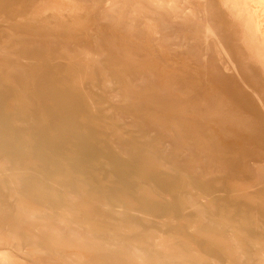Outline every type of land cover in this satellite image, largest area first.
<instances>
[{
	"label": "rangeland",
	"instance_id": "rangeland-1",
	"mask_svg": "<svg viewBox=\"0 0 264 264\" xmlns=\"http://www.w3.org/2000/svg\"><path fill=\"white\" fill-rule=\"evenodd\" d=\"M74 1L0 0V264H133L105 245L102 230L115 226L140 236L139 264H264V175L246 167L264 155L262 4L166 0L180 22L171 28L165 0H153L156 13L141 0H112L114 12L111 0ZM194 16L200 32L182 34ZM182 36L187 49L174 42ZM182 67L191 78L208 72L201 91L184 87ZM204 95L215 106L203 110L225 114L234 140L182 134L181 120L198 127ZM101 194L120 217L102 209ZM136 201L146 221L129 218L141 216ZM46 207L41 222L23 214Z\"/></svg>",
	"mask_w": 264,
	"mask_h": 264
},
{
	"label": "bare ground",
	"instance_id": "bare-ground-1",
	"mask_svg": "<svg viewBox=\"0 0 264 264\" xmlns=\"http://www.w3.org/2000/svg\"><path fill=\"white\" fill-rule=\"evenodd\" d=\"M72 1H74V0H72ZM94 1V0H93ZM116 0H114L113 2H115ZM135 1V0H134ZM137 1V0H136ZM160 0H158L157 2H159ZM168 1V0H167ZM261 4H262V6H263V9H264V0H258ZM75 2V1H74ZM106 2V1H105ZM123 2H124V0H123ZM127 2H128V0H127ZM140 2V4H142L143 5V7H145L146 9H149V10H151V11H153V12H155V10L156 9H159L157 6H158V4L156 5L154 2L155 1H153V0H141V1H137V3H139ZM161 2H162V0H161ZM165 2H166V0H165ZM171 2V1H170ZM78 3V2H77ZM98 3V2H97ZM102 3H104V1L102 2ZM110 3H112V0H111V2ZM115 3H117V2H115ZM129 3V2H128ZM172 3H174L173 1H172ZM75 4V3H74ZM73 4V5H74ZM79 4V3H78ZM182 4V3H181ZM91 5H92V3H91ZM161 5V4H160ZM175 5V4H174ZM198 5V4H197ZM77 6V5H76ZM82 6H84V5H82ZM100 6V5H99ZM127 5H125V7H126ZM129 6H132V5H129ZM133 6H135V5H133ZM162 6V5H161ZM160 6V7H161ZM102 7V6H101ZM115 5H113V3H112V5L110 6V11L112 12H114L115 10H116V8L118 7H115ZM128 7V6H127ZM137 7V6H136ZM142 6L140 5V8H141ZM142 7V8H143ZM172 7L173 6H171V4L169 3V2H166L165 3V8H166V11L164 12V14H163V18H161V22L162 23H164L165 25H167V26H170L171 28H173L174 26H178L179 24H180V22L179 21H177V18H176V16H175V14L172 12ZM195 7H197V6H195ZM93 8V7H92ZM120 8L121 7H119V11H120ZM124 8V7H123ZM131 9H132V7H130ZM177 8V7H176ZM101 9V8H100ZM107 9V8H106ZM115 9V10H114ZM144 9V8H143ZM161 9V8H160ZM190 9V8H189ZM193 9V8H192ZM198 9V8H197ZM46 10V9H45ZM102 10H105L104 8L102 9ZM108 10V11H109ZM130 10V9H129ZM139 10H141V9H139ZM165 10V9H164ZM47 11H48V9H47ZM99 12H105V11H101V10H98ZM131 11L132 10H130V12H129V14L131 13ZM150 11V12H151ZM125 12H126V10H125ZM128 12V11H127ZM160 12H161V10H160ZM195 12V11H194ZM45 13V12H44ZM107 13V12H106ZM118 13V12H117ZM122 13V12H121ZM124 13V12H123ZM156 13V12H155ZM191 14H193V11H192V13ZM99 15V14H98ZM104 15V14H103ZM102 15V16H103ZM125 15V14H124ZM127 15V14H126ZM189 15H190V13H189ZM200 15V14H199ZM198 15V16H199ZM99 16H101V15H99ZM101 16V18L103 19V17ZM145 16V15H144ZM187 16V15H186ZM122 17V16H121ZM145 17H147V16H145ZM100 18V19H101ZM111 18V17H110ZM198 18H200V17H198ZM198 18L196 17V16H194V18H190L189 19V22L187 23V24H185V25H183V29H182V34H185L188 30H191L192 32V36L193 35H196V31L198 30V27L199 26H201V25H199L198 24ZM204 18V17H203ZM101 19V20H102ZM112 19V18H111ZM114 19V18H113ZM186 19V18H185ZM144 20V19H143ZM146 20H148V19H146ZM145 20V21H146ZM151 20V19H150ZM154 20V19H153ZM200 20V19H199ZM120 21V18H119V20H118V22ZM184 21V20H183ZM203 21V20H202ZM148 22V21H147ZM160 22V21H159ZM121 23H122V21H121ZM135 23H139V22H135ZM145 24H147L146 22H144ZM206 26V25H205ZM207 27V26H206ZM160 28V27H159ZM172 30H176V29H172ZM172 30H170L171 32H172ZM203 30V29H202ZM211 30V29H210ZM199 32H200V29L198 30ZM173 33V32H172ZM177 33H179V32H177ZM205 33V32H204ZM206 33H207V31H206ZM167 34V33H166ZM95 35V34H94ZM160 35V34H159ZM168 35H171V33L169 34L168 33ZM174 35V34H173ZM172 35V36H173ZM203 35V34H202ZM208 35V34H207ZM174 36H176V35H174ZM174 36L172 37V38H174ZM178 36V35H177ZM181 36V35H180ZM205 36H206V34H205ZM205 36L203 37V38H205ZM209 36H211V35H209ZM213 36V35H212ZM94 37V36H93ZM92 37V38H93ZM194 37V36H193ZM96 38V37H95ZM165 38L166 37H164V40H165ZM177 38H179V37H177ZM176 38V39H177ZM208 38V37H207ZM213 38V37H212ZM157 39H158V37H157ZM162 39H163V37H162ZM167 39V38H166ZM184 39H185V36H182V40H181V42H179V39H177L178 40V42H176V41H174L175 43H176V45H177V43L180 45L181 44V46H183V47H186V46H190V45H188V44H186V43H184ZM197 39V38H196ZM93 40H94V38H93ZM169 40H171V39H169ZM174 40V39H173ZM172 40V41H173ZM207 40V39H206ZM215 40H217L216 38H215ZM161 41V40H160ZM168 41V40H167ZM202 41V40H201ZM191 42V41H190ZM193 42V41H192ZM216 42H218V41H216ZM94 43H96L95 41H94ZM165 43V42H164ZM168 43H169V41H168ZM200 43V42H199ZM204 43H206L207 44V42H204ZM201 44V43H200ZM203 44V43H202ZM205 44V45H206ZM209 44V43H208ZM175 45V44H174ZM175 45V46H176ZM179 45H177V46H179ZM99 46V45H98ZM171 46V45H170ZM175 46H173V47H175ZM176 46V47H177ZM200 47H202V46H200ZM199 47V45H197V44H192V46H191V53H189L190 54V57H191V55L195 58V61H197L198 63H202V61H200V59L201 58H199L198 57V53L200 54V50L199 49H201ZM205 47V46H204ZM203 47V48H204ZM99 48H100V46H99ZM205 48H207V46L205 47ZM204 48V49H205ZM186 49H187V47H186ZM203 49V53H204V55H205V50ZM208 49H209V47H208ZM208 49H206V50H208ZM202 50V49H201ZM174 51V50H173ZM98 52V51H97ZM101 53H99V55L100 54H102V50L100 51ZM207 52H209V50L207 51ZM87 52H85V54H86ZM97 53V54H98ZM224 53V52H223ZM186 55V54H185ZM201 55V54H200ZM199 55V56H200ZM212 55V54H211ZM210 55V56H211ZM180 56V55H179ZM188 56V55H187ZM206 56V55H205ZM209 56V57H210ZM96 57V56H95ZM97 57H98V55H97ZM189 57V58H190ZM201 57V56H200ZM226 57V56H225ZM86 58H91V55L90 54H86ZM181 58H183V57H181ZM192 58V57H191ZM190 58V59H191ZM203 58H205V57H203ZM202 58V59H203ZM98 61V60H97ZM96 61V63H97V67H98V69L100 70V71H102L103 70V68L99 65V63ZM182 61V60H181ZM184 61V60H183ZM188 61V60H187ZM190 61V60H189ZM204 61H205V59H204ZM192 62H193V59H192ZM101 64V63H100ZM186 64V63H185ZM206 64V63H205ZM204 67V66H203ZM183 68V67H182ZM181 68V69H182ZM186 70H187V68H183V70L181 71V76H182V80H183V84H184V87L187 89V90H189L192 94H196V93H198L199 91H201V84H202V80L203 79H206L207 78V76H208V72L207 73H205L204 75H198L197 73H195L196 75L195 76H192V78L187 74V72H189V71H187L186 72ZM190 70V69H189ZM193 71V70H192ZM106 72V71H105ZM145 73V72H144ZM192 73V72H191ZM100 75V74H99ZM210 75H212L213 76V74H210ZM209 77V76H208ZM213 78V77H212ZM149 79H151L150 78V76H148V78H147V82H149ZM151 82V81H150ZM204 82V81H203ZM208 83V82H207ZM212 83V82H211ZM210 83V84H211ZM214 84V83H213ZM150 85V84H149ZM212 86V85H211ZM214 86V85H213ZM213 90V89H212ZM186 94V93H185ZM184 96V95H183ZM187 97H183L182 98V100H183V103L186 105V106H188V100L186 99ZM214 99H217V98H214ZM212 101H213V97L212 96H209V95H204L203 97H201L200 96V98H199V104H200V106L202 107V111H201V113H200V117L198 116L197 117V123H198V127L195 125V124H192V125H188V123H186L184 120H181L180 121V125H181V127H180V129L182 130V134H184V135H186V136H188L189 137V135H190V133H192V132H190V130H192V131H194L195 132V136H197V137H201L202 138V140H204L205 138L206 139H208V141H210L211 143H213V144H216L217 143V140L220 138V136H227L228 135V133L229 132H227V130H229L228 128L229 127H231L232 125H233V123L231 122V121H229V123L231 124L232 123V125H229V123H228V125L226 124V120H227V116L225 115V114H219L217 117H215L216 115H214L213 113V111H215V107H214V109H213V115L211 116L210 114V112L208 111V113L206 112V111H204L205 110V108L206 107H208V106H212V104L214 103H212ZM219 101H221V102H223V103H225L226 102V100H225V98L223 97L221 100L219 99L218 100V102ZM221 102H219L220 104H221ZM226 103H228V102H226ZM216 104V103H215ZM227 105L228 104H226V105H224V106H226L227 107ZM213 106H215V105H213ZM213 106H212V108H213ZM221 106V105H220ZM223 106V105H222ZM228 107H230V106H228ZM89 108L91 109V110H94V107H93V103L92 102H90L89 103ZM203 108H204V110H203ZM210 108V107H209ZM219 109H220V107H219ZM207 110H209V109H207ZM212 110V109H211ZM222 110V109H221ZM220 110V111H221ZM229 110H230V108L228 109V112H229ZM223 111V110H222ZM226 111V110H225ZM210 113V114H209ZM226 113V112H225ZM232 113V112H231ZM234 113H236V112H234ZM234 113H232V115L234 114ZM187 115H190V116H193L192 114H187ZM229 115V114H228ZM240 115V114H239ZM183 117V116H182ZM184 117H186V116H184ZM194 117V116H193ZM234 116H232V118H233ZM195 118V117H194ZM228 118H230V116L228 117ZM231 118V119H232ZM99 119L101 120V121H104L105 120V117L104 116H100L99 117ZM193 119V118H192ZM234 119H235V117H234ZM149 125V124H148ZM199 126L200 127H204V128H199ZM189 127H190V130H189ZM233 128H234V126H232ZM231 127V128H232ZM238 127V126H237ZM238 129H239V127H238ZM180 130V131H181ZM237 130V129H236ZM240 130V129H239ZM232 131V130H231ZM236 132V131H235ZM177 133V138L179 139V141L180 140H183L184 139V135H181L180 134V132L178 133V131L176 132ZM175 133V134H176ZM234 133V132H233ZM232 133V134H233ZM230 134V136H231V133H229ZM165 135V134H164ZM237 135V134H236ZM239 135H241V134H239ZM221 137V138H222ZM231 137H233V136H231ZM231 137H229V138H231ZM220 138V139H221ZM225 138V137H224ZM227 138H228V136H227ZM228 138V139H229ZM171 139V138H170ZM235 138L233 137V140H234ZM232 140V139H231ZM164 141H165V139H164ZM167 142V141H166ZM167 145V144H166ZM184 146V145H183ZM165 147H167V146H165ZM178 148V147H177ZM186 149H187V146H186ZM182 154V153H181ZM255 155H257V154H255ZM182 156V155H181ZM244 157H246V158H249V157H251L250 156V154L249 155H243ZM261 156V160L260 161H257V162H251V161H248L247 160V162H246V167H247V169H248V171H249V173H250V175H254L255 177H258V175H261V174H263L264 175V155H262V154H259L258 155V157H256V158H259ZM7 183V182H6ZM186 196V195H185ZM186 197H188V196H186ZM100 198H101V207H102V209H104V210H108L109 212H112L113 214L112 215H114V216H121L122 215V213H120V212H118V211H116V210H114L117 206L116 205H114L112 202H109L108 200H107V197H105V195H103V194H101L100 195ZM191 198V197H190ZM134 203V202H133ZM135 205H139V209H137V210H135L134 212H137V213H139V214H141V216H136V215H132V214H130V215H132L131 217H129L131 220H134V219H136V218H140V219H142V220H147L146 219V217H143V216H149V215H147V213H146V211L145 210H143V209H145L144 207H143V204L142 203H139L138 201H136L135 203H134ZM50 211H51V209L50 208H47L46 207V209L44 210V211H42V212H37V213H30V212H26V211H23V214L25 215V216H27V219H34V220H37L38 222H41V221H43V220H45V216H47V214H49L50 213ZM102 210H100L97 214H100V212H101ZM40 214V215H39ZM96 215V214H95ZM101 215V214H100ZM99 215V216H100ZM94 216V215H93ZM96 216H98V215H96ZM206 216V215H205ZM204 216V213L202 212V210L201 209H198L197 210V217H198V220H199V227L201 226V224L203 223V217H205ZM126 219H128V217L126 218ZM206 224V223H205ZM41 225V223H38L37 225H35V227H37V226H40ZM74 225V224H73ZM54 226L56 227V229L57 230H60V231H62V230H64L63 228V226L62 225H60V224H58V223H55L54 224ZM41 227V226H40ZM197 227V226H196ZM198 228V227H197ZM7 229V228H6ZM11 229V228H10ZM40 229H42V228H40ZM9 230V229H8ZM7 231V230H6ZM70 231L71 232H73L74 234H71V235H73V236H71V238H74V239H79L80 240V238H82V236H81V234L82 235H84L85 234V232L83 231V230H81L80 228H77V227H75V225L74 226H72L71 225V228H70ZM98 231V230H97ZM101 232V231H100ZM7 233H8V231H7ZM102 233H105L106 234V240H105V245H107L109 248H111V249H113V250H119L122 254H124L129 260H131V262L133 263V264H139L141 261V254H140V247L138 246V244H137V241H138V239H140L139 237V235H137L136 234V236L135 237H129V236H126L119 228H118V226H115V227H113V231H112V229L111 228H106V229H103L102 230ZM8 234H10V233H8ZM21 234H22V236L23 237H26L27 235H28V231L26 230V229H22V232H21ZM128 235V234H127ZM87 236V235H86ZM91 237V236H90ZM69 238H70V236H69ZM97 238V237H96ZM87 239V238H86ZM156 240V239H155ZM181 244V243H180ZM155 245V244H154ZM185 246V245H184ZM146 250H147V252L149 253V249L147 248V247H144ZM157 248V247H156ZM183 248V247H182ZM235 249H236V247H235ZM234 249V250H235ZM237 249H238V247H237ZM152 250V249H151ZM183 250H184V248H183ZM238 252H239V250H238ZM151 253V252H150ZM153 253V255H155V256H157L156 255V253H154V251L152 252ZM151 253V254H152ZM152 255V256H153ZM164 256V255H163ZM237 256V255H236ZM240 256H241V254H240ZM158 257V256H157ZM157 257L156 258H154L155 260L157 259ZM176 257V256H175ZM161 258V257H160ZM187 258V257H186ZM160 260V262L162 263V264H189V263H187V262H180V261H177L176 259H170V258H166L165 256H164V258H163V260L162 259H159ZM187 260V259H186ZM76 262H77V264H80L79 263V261L78 260H76ZM129 262V261H128Z\"/></svg>",
	"mask_w": 264,
	"mask_h": 264
}]
</instances>
